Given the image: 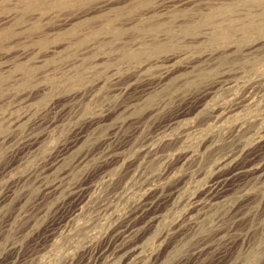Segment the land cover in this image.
Masks as SVG:
<instances>
[{
	"label": "rangeland",
	"instance_id": "rangeland-1",
	"mask_svg": "<svg viewBox=\"0 0 264 264\" xmlns=\"http://www.w3.org/2000/svg\"><path fill=\"white\" fill-rule=\"evenodd\" d=\"M263 136L264 0H0V264H264Z\"/></svg>",
	"mask_w": 264,
	"mask_h": 264
},
{
	"label": "bare ground",
	"instance_id": "bare-ground-1",
	"mask_svg": "<svg viewBox=\"0 0 264 264\" xmlns=\"http://www.w3.org/2000/svg\"><path fill=\"white\" fill-rule=\"evenodd\" d=\"M67 2H68V1H67ZM113 25H114V24H113ZM156 26H157V25H156ZM146 30H147V28H146ZM224 31H225V30H224ZM229 32H230V31H229ZM132 53H133V52H132ZM190 104H191V103H190ZM221 121H222V120H221ZM263 138H264V136H263ZM263 141H264V140H263ZM262 145H264V144H262ZM260 146H261V144H260ZM263 148H264V147H263ZM247 153H248V152H247ZM261 153H263V152H261ZM242 154H243V153H242ZM253 154H254V153H253ZM254 155H255V154H254ZM229 156H230V155H229ZM242 156H243V155H242ZM255 156H257V154H256ZM231 157H232V156H231ZM231 157H230V158H231ZM248 158H249V157H248ZM251 158H252V157H251ZM251 158H250V161H252ZM258 158H259V157H258ZM261 158H262V157H261ZM228 159H229V157H228ZM233 159H234V158H233ZM236 159H238V158H236ZM234 160H235V159H234ZM244 160H246V159H244ZM247 160H249V159H247ZM247 160H246V161H247ZM224 161H225V160H224ZM229 161H231V159H229ZM225 162H226V161H225ZM232 162H233V161H232ZM263 162H264V161H263ZM236 163H237V162H236ZM244 163H245V162H244ZM247 163H249V162H247ZM220 164H221V163H220ZM226 164H228V163H226ZM240 164H242V163H240ZM258 164H259V162H258ZM262 164H263V163H262ZM231 165H232V164H231ZM231 165H230V166H231ZM243 165H244V164H243ZM253 165H255V164H253ZM253 165H252V166H253ZM225 166H227V165H225ZM230 166H229V167H230ZM232 166H233V165H232ZM232 166H231V167H232ZM240 166H241V165H240ZM250 166H251V165L249 164V165H245V166L237 167V168H235L236 173L239 174V173L242 172V168L247 169V168H249ZM233 167H234V166H233ZM235 167H236V166H235ZM255 167H256V166H255ZM255 167H254V168H255ZM230 169H231V168H230ZM256 169H257V168H256ZM256 169H255V170H256ZM233 171H234V170H233ZM244 171L246 172V170H244ZM247 171H248V170H247ZM252 171H253V170H252ZM228 172H229V171H228ZM228 172H227V174H228ZM230 172H231V171H230ZM253 172H254V171H253ZM253 172H252V173H253ZM254 173H255V172H254ZM230 174H232V173H230ZM249 174H250V173H249ZM236 175H237V174H236ZM245 175H246V174H245ZM227 176H228V175H227ZM229 176H230V175H229ZM230 177H231V176H230ZM241 177H242V176H241ZM235 178H236V177H235ZM235 178H234V179H235ZM237 178H238V177H237ZM237 178H236V179H237ZM227 179H228V178H227ZM223 180H224V178H223ZM232 180H233V178H232ZM224 181H225V180H224ZM220 182H221V181H220ZM221 183H222V182H221ZM214 184H215V183H214ZM231 184H232V183H231ZM215 185H216V184H215ZM224 185H225V183H224ZM217 186H218V185H217ZM226 186H228L227 183H226ZM232 186H233V185H232ZM217 188H218V187H217ZM219 188H220V187H219ZM219 188H218V189H219ZM222 188H223V184H222ZM226 188H227V187H226ZM224 189H225V188H224ZM222 190H223V189H222ZM209 191H211V190H209ZM213 191H214V190H213ZM224 191H225V190H224ZM211 194H212V193H211ZM215 194H216V193H215ZM217 194H218V193H217ZM155 196H156V195H155ZM159 196H160V195H159ZM159 196H157V198H158ZM213 196H214V195H212V197H213ZM215 197H216V196H215ZM218 197H219V196H218ZM155 198H156V197H155ZM159 198H160V197H159ZM210 198H211V197H210ZM150 199H151V198H150ZM162 199H163V198H162ZM154 200H155V199H154ZM151 201H152V200H151ZM148 203H149V202H148ZM154 203H155V202H154ZM159 203H161V202H159ZM149 204H150V203H149ZM149 204H148V205H149ZM151 204H153V203H151ZM151 204H150V205H151ZM145 205H146V204H145ZM153 205H154V204H153ZM146 206H147V205H146ZM140 207H141V206H140ZM148 207H149V206H148ZM141 208H142V207H141ZM154 208H155V207H154ZM143 209H144V208H143ZM150 209H151V208H150ZM143 211H144V213H145V210H143ZM146 212H147V211H146ZM141 213H142V212H141ZM149 213L151 214V212H149ZM153 213H154V212H153ZM133 215H135V214H133ZM137 215H138V214H137ZM137 215H136V216H137ZM138 216H139V215H138ZM155 216H156V215H155ZM141 217H142V216H141ZM144 218H145V217H144ZM146 219H147V218H146ZM148 219H149V218H148ZM128 220H129V219H128ZM132 220H133V219H132ZM142 220H143V218H142ZM130 221H131V220H130ZM132 222H133V221H132ZM144 222H145V221H144ZM124 223H125V222H124ZM135 224H136V223H135ZM140 224H141V223H140ZM121 226H122V225H121ZM123 227H124V226H123ZM125 229H126V228H125ZM130 230H131V229H130ZM135 230H136V229H135ZM135 230H134V231H135ZM120 233H121V232H120Z\"/></svg>",
	"mask_w": 264,
	"mask_h": 264
}]
</instances>
